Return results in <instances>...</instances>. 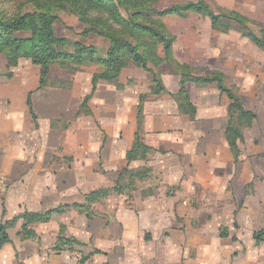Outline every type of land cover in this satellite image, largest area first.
<instances>
[{"label":"rangeland","instance_id":"374dc122","mask_svg":"<svg viewBox=\"0 0 264 264\" xmlns=\"http://www.w3.org/2000/svg\"><path fill=\"white\" fill-rule=\"evenodd\" d=\"M190 2L207 3L230 29H215L198 12L161 16L175 38L172 61L164 59L162 46L155 47L149 70L129 61L117 79H99L95 90L94 76L105 70L97 57L52 64L40 86V65L24 57L12 66L0 53V95L11 89L18 97L23 86L31 91L26 100L37 116L22 117L16 162L0 171V225L16 222L8 231L11 242L0 250V264H53L56 256L64 258L60 264H77L94 249L104 253L87 264H264V242L254 239L264 228V49L246 35L263 34L264 0H152L150 13ZM127 6L120 7L125 18L133 9ZM240 8L256 17L245 15L253 23L230 20L228 11ZM56 13L58 38L92 46L106 57L111 39L85 35V23L69 9ZM16 36L28 38L31 32ZM66 50L75 52L73 45ZM214 74L257 114L243 129L238 159L225 135L231 100L216 83L192 80ZM155 77L166 92L156 93ZM185 96L194 114L188 105L186 112L180 108L177 100ZM137 132L145 145L147 139L157 148L133 149ZM177 137L182 147L174 145ZM158 155L164 163L156 166ZM179 163L183 176L177 183ZM115 185L117 193L87 199ZM66 204L67 211L51 221L29 225L39 238H23L24 212ZM153 213L167 221L156 230L140 218ZM59 237L87 246L58 252Z\"/></svg>","mask_w":264,"mask_h":264},{"label":"trees","instance_id":"16d2710c","mask_svg":"<svg viewBox=\"0 0 264 264\" xmlns=\"http://www.w3.org/2000/svg\"><path fill=\"white\" fill-rule=\"evenodd\" d=\"M152 0H0V53L4 54L9 65L15 66L18 59L30 58L35 64L41 66L40 86H44L46 78L50 72V66L58 61H65L74 64L92 61L97 57L102 60L105 70L101 74H96L93 79V90L99 79L114 80L120 76L122 67L129 61L137 66L149 70V58L155 47L162 46L164 59L172 61L173 43L175 38L169 35L158 20L159 17L171 13L186 15L188 12H198L209 16L212 20V26L217 30L228 31L231 23L217 14L205 2H190L186 5H176L170 9L150 13ZM133 8L129 12V17L121 15L120 7ZM69 9L76 13L85 23V35L96 33L112 40V45L108 50L106 57L97 55L92 46H84L79 42H71L66 38H58L54 23L58 19L57 11ZM128 10V9H127ZM230 20H239L243 25L253 23L245 15L230 10L228 11ZM155 14V15H154ZM22 31L31 32L28 38H18L16 33ZM254 43L264 49V32L262 35L255 34L252 31L246 32ZM73 45L74 53L65 50ZM64 47V50H63ZM85 60V61H84ZM174 60V59H173ZM192 80L199 84L216 83L222 94L231 100L227 108L229 112V122L225 135L235 159L239 156V145L242 141L243 129L251 127L257 119V114L246 109L240 98L223 81L220 74L205 77H192ZM154 83L157 85L156 93L166 92L161 79L155 77ZM88 98L85 100L87 102ZM180 108L185 110V105L195 113V107L191 104L188 97H182L177 100ZM27 105L34 119L37 118L30 98L27 99ZM186 112V111H184ZM140 137V138H139ZM142 147L146 152L150 149L141 140L139 132L136 133L133 149ZM127 169V168H125ZM124 169V170H125ZM120 173V175L124 172ZM118 185L110 188L94 190L87 195L90 201L96 200L110 193H117ZM86 197V196H85ZM70 205H59L55 208L43 212L26 211L20 219L23 220L22 232L24 239L39 238L38 233L29 228L34 223H45L51 221L56 215L67 211ZM16 222L9 221L0 225V249L11 242L8 233L9 228ZM254 239L257 244L264 242V228L254 233ZM87 243L75 237H59L55 245L58 252L76 247H86ZM102 253L101 250L94 249L88 254L82 253L77 264H86L90 258Z\"/></svg>","mask_w":264,"mask_h":264},{"label":"crops","instance_id":"0c3cea01","mask_svg":"<svg viewBox=\"0 0 264 264\" xmlns=\"http://www.w3.org/2000/svg\"><path fill=\"white\" fill-rule=\"evenodd\" d=\"M235 1H239V0H235ZM230 2V8H234L236 7L235 4L233 5V3ZM238 10V8H236ZM239 12H241L242 14L255 19L256 17H254L253 15H251V13H248L244 10H242L241 8L239 9ZM21 90H23L18 97H13L11 89H9L7 91V94H9L8 96L5 95H0V100H2V98H5V101H0V171H3L4 173L6 172V167L11 164L16 162V156L15 153L16 151L19 150V145L20 143H18L19 145H17V143L15 142V135L17 134V130L18 126L22 120V117L24 116V118L29 115L31 116L30 110L28 108L27 103V96L31 93V91H26L23 86H21ZM11 98H10V97ZM27 113V115H26ZM174 145H182L185 144V142H182V138L181 137H177L174 138ZM147 145L151 146V147H156L153 143H150L147 139L145 142ZM197 144V152L200 151V146L199 142L196 143ZM157 148V147H156ZM160 155V154H159ZM158 155V158L155 162V165L158 166V162H163L164 161L161 159V156ZM164 158V156H163ZM160 159V160H159ZM171 159L169 158V161ZM180 160V159H179ZM181 164L179 163V169L180 172H178V181L177 183H180L182 180V176H183V172H182V166H180ZM2 173V172H1ZM176 173V172H175ZM175 173H173L172 175L174 176ZM177 178L174 177L173 178V183H175ZM175 181V182H174ZM176 184V183H175ZM141 222L150 225V227H153V230H156V226L158 225H163L164 223H167V221H165L166 219H161L158 216V213H153V214H149V215H142L141 217ZM155 233H153V238L155 239ZM4 247V246H3ZM2 249V248H1ZM0 249V250H1ZM99 253V254H103ZM97 256V255H96ZM94 255L91 257L93 258ZM90 258V260H91ZM64 259L62 256H56L55 259H53V264H60L61 260ZM89 260V261H90ZM42 260H40L39 262H41ZM88 261V262H89ZM38 264H46L44 263V261L42 263ZM51 262V261H50ZM87 262V263H88ZM86 263V264H87ZM174 264V263H173Z\"/></svg>","mask_w":264,"mask_h":264}]
</instances>
